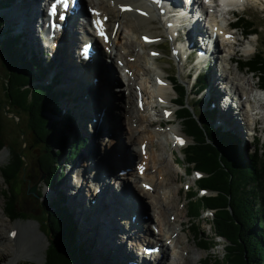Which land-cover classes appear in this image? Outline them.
Listing matches in <instances>:
<instances>
[{
  "label": "bare ground",
  "instance_id": "obj_1",
  "mask_svg": "<svg viewBox=\"0 0 264 264\" xmlns=\"http://www.w3.org/2000/svg\"><path fill=\"white\" fill-rule=\"evenodd\" d=\"M46 1L48 0H19L15 4L19 10L18 18H22L23 9L30 6L29 9H26V14L24 15L26 17L29 16L30 25H28L27 30L31 31V38L35 44H40V40H42L40 35L41 32H43V18L44 15L46 16L47 14L44 10ZM187 1L188 0H164L163 4V8L169 13L168 20L173 24V32L178 31V29L181 28L185 31V36L183 37L184 42L174 49V53L175 55H178L179 61H181L182 58H188V56L193 54L195 48L199 44L202 46L205 45L207 39L205 29L199 22L200 19L197 20L196 18L195 9L188 6ZM220 1L223 4H226L227 2L233 3V1L237 0ZM84 2L86 3L87 8L96 9L95 11L100 10L103 17L109 16V12L113 14L111 19L113 23H106V31H108L109 41L106 42L103 38H96L100 53V58L99 56H96V59L99 60H92L90 62L91 64L89 63L86 66V62L78 57L76 44L83 39L81 38L82 34L81 30H79V26H75V28L72 26L69 31H66L64 39L59 41L58 44L55 43V40L53 42L55 44L51 47L46 45L42 46V44L40 45L44 49L49 47L48 49L51 52L52 59L55 60V63H53L55 66L52 64L51 71L56 73V71L59 72V70H64V72H66L64 75L65 85L67 88H73L74 90V97L77 98L75 106H72L74 108V113L72 115L75 117L74 129L82 134L88 133L93 137L97 135V129L105 131L100 144H97L98 142L95 140L101 139L100 135L94 139V142H91L95 148L100 145L102 154H97L93 157V168L96 170L93 172L94 175L90 180H94L95 176L97 177L98 169H102L101 171L104 173V169L107 167L106 171L112 173L116 167L113 158L119 161L118 163H121L122 161L123 157H117V153L119 152L125 153L124 159H126V161L132 157L131 155L134 151L135 153L138 152L141 156H144L142 157V160L145 159V170L142 172V175L139 173L141 175V177H137L139 180L134 179L133 183H131V187L133 186L141 196L136 197L129 193L130 197L128 200L124 201L123 196L127 197V192L125 190H119L118 188L116 192L114 191L115 188L111 189L109 187L111 186L110 179L107 178L109 175L102 179L105 193L98 196L97 189L101 180H96L94 185L89 184L88 180L90 176H85L89 173L87 172L88 163L85 165V168L79 167L78 163L74 164V168L78 170L77 175L75 174L76 176H74L80 180L65 182L62 188L70 195L69 205H71L74 211V223L76 226L79 225L80 227L78 228L79 242H82L83 244L87 242L86 244L89 246L88 248L91 253L89 259L91 260L93 255L94 258L107 257L111 262H116L117 264H124L128 257H130L129 259L131 260L142 261L143 257L138 256L140 253L134 252V250H131L126 244L129 239H132L134 236L129 230L132 228L133 224L131 225L125 216L130 212H133L134 215L139 214L142 208H144L146 209V214H149V218H151L155 224L154 229H157L156 231H159L160 233L158 241L161 243L162 251L160 252V255L154 258L155 262L153 264L194 263L199 256L196 252H193L195 251L194 248L187 246L190 237L184 231V223L187 221L189 222L190 220L186 219L188 215L186 213L184 214L183 205L182 207H179L177 204L180 188H176L175 193L172 194L173 189H171V183H169L170 179L171 181L173 180L171 175L173 174V170L167 162L164 164L167 160L164 156V152H157L158 154L153 152L155 149H152L151 147L155 145V135L153 133L145 135V132L147 133L146 127L140 129L138 126L135 127L132 125L135 122H147L150 126L155 125L156 122L152 118L151 112L147 111V106H151V109L154 110L157 115H163L164 118H170L173 114V110L169 107H162V114H158L159 111H161L158 104L159 98L162 102H173L169 95L166 80L164 79V85L155 86V84L151 83L149 78H146V80L140 79L141 70L146 72L151 69L148 65V61H146V55L141 51L142 48L149 46V44L142 40L137 41L133 31H139V29H142L143 31L145 30L146 32H142L141 37L143 38L144 35H147L155 40L157 37L153 35L151 30L147 29V26L145 25H147V21H154L156 16L158 18V14L154 10L148 8L145 4V0H85ZM115 2L123 6L129 5L130 9H127L126 11L119 9L117 11L113 8L116 6ZM131 7H135L136 10H132ZM182 9H185L188 13L181 12ZM27 10H29L28 14ZM223 10V7L220 9L214 8L211 9L210 12L216 13L221 11L224 15L225 13ZM142 11H147V16H144ZM88 14H90V12ZM220 23L221 25L219 23H216L215 25H218L221 28L219 29L221 35L226 36L227 32L223 30L224 27H226V22L223 19ZM23 24L25 23L23 22ZM237 33V30L231 31V38L228 39L227 36L225 37L227 42L222 38L220 43H222L223 46L219 45L216 41L214 45L211 46V42H209L206 46V49L207 47L209 48V50L205 52L207 55L206 60H208L212 77L208 81L204 103L207 104V102H210L212 108L217 111L218 116L217 119H215V122L217 125L221 126H217L218 129L223 132L227 127H232V130L236 129L237 143L240 145V139L244 138L243 134L245 129V122L241 121V115L243 112L240 107L235 104L238 97L226 92L225 87H228V84H224V79L234 82V86L238 87L240 90L239 98H242L246 103V110H248V112L253 109H259L258 112L260 113L261 106L264 104V93L260 95L262 98L261 102L252 100L250 94L257 88V83H254L250 78L249 80H246V84L249 87L241 86V77L232 76V73H230L228 69H225V65L223 71L218 69V67L222 66L225 62H228V64L235 62L237 49L235 48L236 45L232 42L235 41L239 44L242 43L241 39L238 38ZM173 40L174 42L180 41V39L176 37H173ZM220 49H223L222 51H225V49L230 51L231 49H234V53L230 54L229 58L226 55L222 57L221 54L223 53H221L222 51H220ZM134 51H137V56H139V66L131 63V59H129ZM246 52L250 51L246 50ZM205 54L202 56L203 59L206 57L204 56ZM119 60L123 61V67L119 66ZM102 61H105L111 67V71L105 69ZM218 63H221V65H218ZM142 64L143 67H140ZM240 64L237 65V70H241ZM129 67L131 68L128 70V74L126 72L122 73L123 70L128 69ZM132 70H134V72H131ZM224 70L227 76L222 73ZM111 73L115 74V79L119 82V84L115 86L113 93L120 90V88L122 91L119 95L121 97L120 101L112 102L114 94L109 91L112 81L110 78ZM156 77L157 79L163 78L162 73L159 72L158 76H155V79ZM220 83H222L221 86ZM149 84L151 87H154V89L151 90ZM253 94L255 95L256 93L254 92ZM134 98H136V105ZM139 99L144 101V113L138 106ZM65 103H67V101H65ZM60 107L64 109L62 106ZM163 109L166 112L169 111V114H165ZM127 115H131L128 121L130 128L128 131L130 134L126 137V141H122L120 138L115 140V138L118 137L117 135H119L118 133H122L121 126L126 122L123 117L126 116L127 118ZM249 120L252 121V119ZM157 121L161 124L167 120L164 121L159 118ZM172 131L175 132V136L182 135L180 134L179 126H173ZM107 132H112V135H114V141L117 142L115 146L117 151H113L111 146H109V149L112 151L110 152V150L104 146V138L108 136ZM164 136L165 140L163 142L161 141L159 145L161 151L166 148L170 140L168 135ZM239 136H241V138ZM246 136L247 135H245V138ZM139 139H141V141L139 143V149H137L135 144H137ZM113 143L114 142H108V145ZM143 143L146 144L145 149L141 148ZM114 145L115 144H113L112 147H114ZM176 145L178 144L176 143ZM104 150H106L108 154L106 155V161L105 155L103 154ZM6 152V150L1 151L0 157H3ZM84 153L85 151L80 157L84 155ZM79 162L82 163V160ZM102 163H104V167L102 166ZM76 165H78V167H76ZM153 167L155 168V172L160 176V180L155 179V175L149 176L147 173L148 170ZM133 172L134 170H132V173ZM68 174H70V172ZM71 175L72 174H70V176ZM125 178L130 182L133 180L130 176H126L119 178L118 181L125 180ZM142 178H144V180H142ZM71 179H73V176H71ZM76 182L82 184L81 186H89V189L86 190L87 192H89L93 186V196L97 198L94 203L90 202L91 199H87L85 190H82L80 194L77 193ZM147 184L152 187L153 193L158 188H162V190L158 192L156 191V193H158L157 195L152 194L151 190L144 188ZM124 189L127 190L126 186ZM49 193L50 191H47V195L50 196L51 194ZM133 200H136L138 204H133ZM140 201H142L143 204ZM129 219L131 218L129 217ZM141 222L142 220L139 218L138 223ZM192 225L193 224H191L190 227L191 230ZM8 226L9 224L2 218L0 212V255L7 256L6 261L2 264H17L22 258L39 260L45 258L48 245L43 241L44 235L37 231V224L35 225L32 222L17 223L8 230V235L6 236L5 230ZM12 231H15L14 235L11 233ZM143 235L144 233L140 231H137L135 234L136 237L142 238L144 237ZM134 241L139 240L136 238ZM134 241L129 242V244H136ZM178 248L180 250L182 248V250H177ZM190 254H192V257ZM193 254L196 257H194ZM147 258L148 255L144 257V259ZM149 263L150 262L146 264Z\"/></svg>",
  "mask_w": 264,
  "mask_h": 264
},
{
  "label": "trees",
  "instance_id": "obj_2",
  "mask_svg": "<svg viewBox=\"0 0 264 264\" xmlns=\"http://www.w3.org/2000/svg\"><path fill=\"white\" fill-rule=\"evenodd\" d=\"M12 0H0V9H5ZM235 26L245 31L259 32L257 25L247 16H238ZM0 17V49L6 57V81L4 95H0V149L7 146L4 137V120L7 113H15L24 126L35 132L41 140L38 167L45 174V182L52 186L64 175L58 168L64 157L74 159L86 146V140L65 133V120L52 121V114H60L58 98L61 92L44 85L41 78L44 66L33 56L30 61L23 54L21 34L3 31ZM241 68L248 67L258 83L264 88V51L255 52L248 60H239ZM35 68V69H34ZM34 69V70H33ZM59 79L56 78L57 83ZM177 117L181 120L184 133L191 142L183 149L184 160L189 172L199 170L202 177L197 181V189L208 190L209 194L199 196L197 189L189 193L187 213L190 219L200 218L203 212H211L214 237L205 239L199 233V226L193 223L192 230L198 245L209 251L216 238L225 240L223 259L206 258L202 264H264V148L258 145L254 153L241 157L237 142L223 131L214 127L207 112L199 107L187 105V88L177 78ZM203 82V78L200 79ZM9 108V111L6 110ZM200 112V113H198ZM23 116V117H22ZM260 139H257V143ZM26 147V146H24ZM25 155L13 145L9 147V158L0 165V176L7 189L6 214L11 219L26 218L19 209L14 188L22 183L21 175L26 169ZM38 196H42L38 192ZM64 197L60 193L51 203L43 219V231L49 238V246L43 264H92L85 248L77 245V239Z\"/></svg>",
  "mask_w": 264,
  "mask_h": 264
},
{
  "label": "rangeland",
  "instance_id": "obj_3",
  "mask_svg": "<svg viewBox=\"0 0 264 264\" xmlns=\"http://www.w3.org/2000/svg\"><path fill=\"white\" fill-rule=\"evenodd\" d=\"M116 3V2H115ZM254 4L252 6H248L245 8V11L241 10L238 13H236L234 20L236 19L237 15H243V16H247L249 17L252 22H254L258 29H259V35H251V37H247L245 38L243 41V45L241 47H235L236 49H238V53H237V57L236 59H241V60H245L246 58L250 57V56H246L244 55V52H246V50L250 51V53H252V55L254 54L255 50L256 51H264V5L261 3H257V1L253 2ZM117 6V7H116ZM116 6L113 7L114 9H116L117 11L119 9H121V7L123 5L121 4H117ZM30 6H28L27 8L23 9V14H22V18H18V14H19V10L17 9V7L13 4L10 3V5H8V8L6 9H0V17L3 20V26H2V32L3 31H7V30H11L12 34H17V25L19 26H27V22H28V18H26V16L24 14H26V9H29ZM108 9V8H107ZM112 9V8H111ZM132 10H136L135 7H131ZM155 14V13H154ZM109 15V19H110V24H112V13H108ZM156 15V14H155ZM229 17H231L228 14ZM29 17V16H27ZM115 17V16H114ZM223 17V16H222ZM157 18V16H156ZM155 18V19H156ZM20 20V21H19ZM226 20H229L228 17L226 15H224V21L226 22ZM15 22V23H14ZM23 22L25 24H23ZM147 29L151 30L152 34L155 35L157 38L156 42L158 43L157 45L154 46H147L145 48H142L141 51L146 55V58L148 61V65L151 67L150 71H143L141 70V75H140V79L142 80H146V78H149V80L151 81V83L155 84V76L159 74V72L162 73V76L164 77H170V75H175V73L179 76L180 80L183 81L185 84H187V87L189 88L190 91V84L188 82V80L185 79V73L187 72V70H184L182 68V65L179 64L176 60L173 59V55L171 53V46L173 45V38L172 41L173 42H169V37L167 36L165 32V28H164V23H162V21H159L158 18L156 21H147ZM243 28L239 27L238 29V36L242 38V33ZM28 32V33H27ZM134 32V36L136 38L137 41H141V34L142 32H146L145 30L143 31L142 29L135 30ZM169 34V33H168ZM30 33L29 31L26 30V32H24V36L22 38V40H25L27 42V44L30 45V38L29 36ZM143 41V40H142ZM252 41V42H250ZM250 44V46H249ZM245 46V47H243ZM159 53V55L156 58H152V56L150 55V51L151 50H156ZM235 49V50H236ZM42 51H46L47 49H44L43 47H41ZM229 51V52H228ZM234 53V49L227 50L225 49L224 53L221 54V56L223 57L224 55H226L228 57V55L233 54ZM23 54L26 55L28 57V60L30 61V59H32V57L30 56L27 47H24L23 50ZM41 54V53H40ZM243 54V55H242ZM42 65L44 66V75L42 76V78H46L47 81H49L51 78H53L56 74H60V70L59 72L56 71V73L51 71V66L54 63L53 61H47L45 56H42ZM46 58V59H45ZM229 58V57H228ZM131 59V63H134L135 65H138L140 62L139 56H137V51H134L131 55L130 58ZM48 60H51V58ZM137 60V61H136ZM114 61L116 62V60L114 59ZM51 64V66L49 67L48 65ZM141 64V63H140ZM55 66V64H53ZM221 65V63H220ZM225 65V69H228L230 73H232V76H239L241 77V81H240V85L241 86H248L246 84V80L250 79L254 82L258 83V80L256 79V77L254 76V74L249 73L248 69L246 68H242L241 70H237L239 63L238 62H233V63H229L225 62L222 64V66H219V68H224ZM139 66V65H138ZM143 67V64L140 66ZM131 67H129L128 69L130 70ZM188 69V68H187ZM135 70V68H134ZM134 70H132L131 72H134ZM227 71V70H226ZM246 73H245V72ZM6 72H7V68H6V57L5 55L2 53L1 49H0V95H4V82L6 81ZM64 72V71H62ZM223 73V72H222ZM225 73V72H224ZM136 75V74H135ZM149 75V76H148ZM134 76V75H133ZM41 78V79H42ZM45 80V79H44ZM61 83L58 85H53L52 87H54V90L57 92H61L60 95H65L68 94L69 96L66 98H63L64 96L62 95V98L59 97L58 99V105L60 108V114H52L51 116V120L52 121H60L63 118H65L68 114H69V119L66 118V120L68 121V129L65 131H70V135H71V141L75 138H79L80 136V132H78L77 130H75L74 128V121H75V117L72 115L74 113V108L72 106H75V97L73 96L72 98V90H69L67 93H65L64 91L67 89L65 88V80H64V76L63 78H61V80H59ZM223 81V80H221ZM42 84L44 85H49V83H45L44 81H42ZM222 83H220L221 86ZM157 85V84H156ZM155 85V86H156ZM150 86V84H149ZM168 86V85H167ZM249 87V86H248ZM150 89H154V87L150 86ZM174 88L171 87V85L169 84L168 86V91H169V95L170 98L173 100V102H162L159 100V108H161V111H159L158 114H162V107L163 106H169V108L171 110H173V115L170 118H164L163 115H157L156 112L154 110L151 109V106H147L146 109L148 112H151L152 118L155 120V125L150 126L148 125L147 122H143V123H133V126H138L140 129L146 127L147 129V133L145 132V135L151 134L153 133L155 135L154 138V144L151 148L155 149L153 150L154 153L158 154V153H163L164 152V156L167 158V160L165 161L164 164H169V166L172 168L173 170V174L172 175V181L170 179L169 183H171V189L172 190V194L175 193L176 188H180V192H179V199L177 200V204L179 207H184V214H187V209H188V195L189 192L192 191H196L197 189V173H196V169L192 170L191 172H189V168L187 166V164H183L180 165L178 163V161H182L184 160V155H183V148L184 147H178L175 144V132L172 131L173 126H179L180 127V134H182L184 132L183 129V125L181 124V120H178L175 116L176 114V110H177V102H174V99L176 100L177 98V92L175 90H173ZM207 90V89H206ZM204 90V92L201 93V95H196L193 96L192 93L190 92V95L188 94V98L187 101L191 104L194 105V101L195 100H200L203 95H205L207 93V91ZM249 90V88H248ZM256 92L253 91V93ZM253 93L250 94V96H253ZM62 99V100H61ZM135 99V105H136V98ZM60 100V101H59ZM65 101H67V103H65ZM164 101V99H163ZM60 103V104H59ZM202 103L200 102L199 104H197L199 106L200 109H204L203 105H201ZM60 106H62L64 109H62ZM93 106V105H91ZM198 106H196V110H198ZM165 108V107H163ZM262 108V106H261ZM6 110L9 111V108H6ZM67 110V111H65ZM141 110V109H140ZM143 113L145 111L141 110ZM163 112L166 113V111L163 109ZM200 113V112H198ZM131 115H127L123 117L125 118V123L122 124L121 126V130L122 133H118L119 135H117L118 137L115 138V140L118 138L122 139V141H126L127 138L129 136V117ZM259 116L261 117V122H260V132H259V136L261 138L258 146L260 148H264V115L263 114H259ZM23 117V116H22ZM163 119L165 121L164 123L159 124L157 120ZM70 123V125H69ZM214 125L216 124L213 123ZM217 125V124H216ZM96 126V125H95ZM218 127H221L219 125H217ZM223 128V127H222ZM225 129V128H223ZM95 131V130H94ZM150 131V133H149ZM30 131L24 126V122H23V118L20 120L18 116H16L15 113H7L5 120H4V137L3 140L6 141L7 146H5L3 149H0V152L3 150H6V154L3 157H0V165H3L4 163H6V161L9 158V147L10 145H13L16 149H20L22 152H24L25 157V162H26V169L23 170V173L21 175V179H22V183L20 184V187L14 188V192L17 194V199H18V207L20 210H22L25 214H26V218H18V219H11L8 217V215L6 214L5 211V206H6V202H7V197L4 195V191L7 189L3 179L0 176V212H1V216L4 220H6V222L9 224V226L6 228L5 232H6V236L8 235V230L15 226V224L17 223H26V222H32L35 225L37 224V231L40 234H43V241L45 244H49V238L46 235V233L43 231V219L40 217L41 213H45L46 216V211L47 209L50 207L51 203L54 202L55 198H57V194L61 193L64 197L65 200L63 202V205L67 208V214L70 218V221L73 225L72 228H74L75 234H76V239H77V244H83L82 242H79V231L78 228L79 225H75L74 223V211L71 207L70 204V195L69 193H66L64 191L63 184L65 182H71V176H74V170H73V166L74 164L78 163L79 167L81 168H85V165L88 163V158H89V153L82 155L80 158L79 154H77V156L74 159H70L69 157H64L61 161L62 165L58 168L60 173L64 172L63 177L61 178V180H55L54 183L52 184V186H48L45 182V178H42V172H40L39 167H38V154L35 152L37 151L38 148L41 147V144L38 146H33L32 141L29 137ZM88 134V133H87ZM184 134V133H183ZM90 135V134H88ZM164 135H168V138H170L168 145L166 146V148L161 151L160 150V143L161 141L163 142L165 140V136ZM114 137V135H112ZM241 138V136H239ZM238 137V138H239ZM244 138L240 139V145H238V149H241V157H246L248 154H250L252 152V150L254 149V144H250L248 141V136L245 138V136H243ZM92 142V138L93 136L90 137ZM103 138V137H102ZM101 139H95L96 142H98L97 144H100L102 141ZM105 141L110 142V140H108L107 136L104 138ZM142 139V138H141ZM141 139H139V141L137 142V144H135V147L137 149H139V143L141 141ZM188 141H191L190 137H187ZM146 141V140H145ZM115 142L114 138L113 141L111 140V143ZM238 144V143H237ZM137 145V146H136ZM26 146V147H24ZM102 146V145H101ZM241 146V147H240ZM168 147V148H167ZM158 152V153H157ZM40 155V154H39ZM132 161L130 162L129 160H127V164L128 165H121L119 168H124L127 166H130L129 163L131 164L132 162L136 163V164H140V163H144L145 159L142 160V157L138 152L132 153L131 155ZM130 156V157H131ZM129 157V158H130ZM141 159V160H140ZM82 160V163H80L79 161ZM114 165L117 166V164L119 161H117L116 159H114ZM169 162V163H168ZM117 163V164H116ZM84 164V165H82ZM78 165H76V167H78ZM112 165V164H111ZM163 166V165H162ZM113 167V166H111ZM134 172L136 173H132L130 172V177L133 179L130 183H132L134 181V179H137V177H141V175L138 173V171L136 170V167H133ZM119 170V169H118ZM117 170V171H118ZM154 170V172H153ZM70 172V174H72L70 176V174H68ZM132 173V174H131ZM149 174V176L151 175H155L156 178L155 179H159L160 180V176L158 175L157 172H155V168H151L150 170H148L147 172ZM179 176H178V175ZM70 176V177H69ZM144 176V175H143ZM142 180H144V178H142ZM37 186L38 192H41L42 196H34L32 193L29 192V190L31 188H33L34 186ZM133 187V186H132ZM200 189V188H199ZM199 189H197L198 195L202 196L203 192H201ZM87 190V187H86ZM133 190L136 192V195L138 193V191H136V189L133 187ZM162 188H158L156 189V191H161ZM47 191H50L49 194H51L50 196L47 195ZM156 191H152L151 189V193L152 194H158L156 193ZM134 192V193H135ZM209 192V191H208ZM149 199V198H146ZM153 199V198H152ZM141 203H143L142 201H140ZM180 204V205H179ZM173 216V215H171ZM126 219L129 220L130 214H127ZM174 217V216H173ZM172 217V218H173ZM176 217V215H175ZM212 216H211V212H203L202 215L200 216V218L196 219V220H191L189 219V217H187L186 219H189L190 221L185 222L184 223V231L189 235L190 237V241L187 242L188 245L192 248H194L195 251L198 254V259L195 260L194 263H189L187 262V264H202V262L206 259V258H212V259H223L224 257V251H225V240L223 238H216L217 243H215V245L212 246V248L209 251H206L205 249H203L202 247H200L198 245V241L199 239H197V237L195 236V233L193 232V230L190 229L191 224H195L198 225L199 228V233L200 235H202L203 238L210 240L211 238H213L215 235V231L213 229V226L211 225V221H212ZM75 225V226H74ZM86 242V240H85ZM87 243V242H86ZM84 243V246L88 249L89 251V246H87V244ZM177 250H180L179 248ZM182 250V248H181ZM180 250V251H181ZM47 251V250H46ZM191 251V250H190ZM90 253V251H89ZM91 254V253H90ZM194 255V254H193ZM190 256L192 257V254H190ZM7 256L5 255H0V264H2L3 262L6 261ZM194 257H196L194 255ZM92 260L94 264H117L116 262H111L109 259L104 258V257H99V258H94L92 255ZM45 261V258L39 260V259H31V258H22L20 260L19 263L17 264H43ZM107 261V262H106Z\"/></svg>",
  "mask_w": 264,
  "mask_h": 264
},
{
  "label": "water",
  "instance_id": "obj_4",
  "mask_svg": "<svg viewBox=\"0 0 264 264\" xmlns=\"http://www.w3.org/2000/svg\"><path fill=\"white\" fill-rule=\"evenodd\" d=\"M7 63V62H6ZM8 71V70H7ZM29 137H30V139H31V141H32V145L33 146H38V145H40L41 144V140L38 138V136L36 135V133L35 132H31L30 134H29ZM38 155H39V148L37 149V151H35ZM37 161H39V158H37ZM42 178H45V174L43 173V175H42ZM29 192L30 193H32L34 196H38L39 194H38V189H37V186L35 185L33 188H31L30 190H29ZM40 197V196H39ZM44 214V213H43ZM45 215V214H44ZM48 246H49V244H48ZM48 249V248H47ZM45 258H46V256H45ZM45 262V261H44Z\"/></svg>",
  "mask_w": 264,
  "mask_h": 264
}]
</instances>
